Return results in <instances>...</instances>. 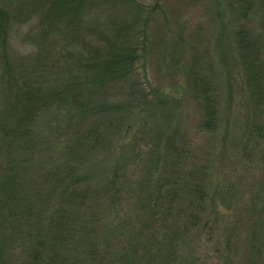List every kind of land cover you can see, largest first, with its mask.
<instances>
[{"label":"trees","instance_id":"1","mask_svg":"<svg viewBox=\"0 0 264 264\" xmlns=\"http://www.w3.org/2000/svg\"><path fill=\"white\" fill-rule=\"evenodd\" d=\"M222 3L250 116L258 120L248 129L253 136L264 131V0ZM93 5V0H0V264H177L179 246L208 222L210 197L203 186L208 181L192 169L187 177H167L153 186L152 208L131 242L132 230L124 233V225L107 223L116 181L95 183L81 175L84 158L94 148L107 147L111 153L113 139L122 138L123 117L117 112L123 107L110 105L107 94L134 76L141 51L136 39L146 34L149 21L143 16L154 9L133 3L136 18L122 29V42H128L119 45L117 28L111 25L114 33H104L88 21L85 12ZM19 32L24 33L22 44L15 48L13 34ZM187 66L190 85L198 87ZM153 97L146 111H161L162 123L154 120L141 128L162 132L172 126L170 103ZM210 102L206 128L218 119ZM134 115L147 121L145 114ZM43 118L53 151H64L62 164L56 158L43 167L36 134ZM248 139L242 152L251 150L244 144ZM172 141L162 139L155 146L146 141L145 146L160 162L176 160L181 154ZM259 197L256 211L264 213V189L254 200Z\"/></svg>","mask_w":264,"mask_h":264},{"label":"rangeland","instance_id":"2","mask_svg":"<svg viewBox=\"0 0 264 264\" xmlns=\"http://www.w3.org/2000/svg\"><path fill=\"white\" fill-rule=\"evenodd\" d=\"M93 1L85 12L88 21L104 28L95 27L104 33H114L109 30L111 25L117 28L114 34L119 45L128 42H122V29L136 18L133 3L154 8L143 16L149 21L146 34L136 39L141 51L134 76L107 94L110 105L123 107L117 112L118 118L123 117L122 138L113 139L111 153L107 147L94 148L80 170L93 182L116 181L109 195L113 209L107 223L112 228L124 225L128 230L123 229L124 233L132 230L131 236L152 208L148 201L153 186L167 177H187L194 169L208 181L203 185L210 197L208 222L198 235L179 246L177 264H264V213L256 211L261 196L254 200L264 189V131L248 134L258 120L250 116L248 89L230 44L231 24L222 0ZM23 35L13 34L15 48L21 46ZM187 65L198 87L190 85ZM260 69L264 74V58ZM154 95L170 103L172 126L162 132L141 128L154 120L155 125L162 123L161 111L155 115L154 110L146 111ZM209 102L218 119L214 127L206 128ZM134 114H145L147 121H137ZM45 121L41 119L36 126L43 167L56 158L62 164L66 156L63 149L53 151V136ZM169 137L181 156L160 162L145 142L161 145ZM246 139L244 144L251 150L242 152ZM258 223L262 229H257ZM135 238L132 235L131 242Z\"/></svg>","mask_w":264,"mask_h":264}]
</instances>
